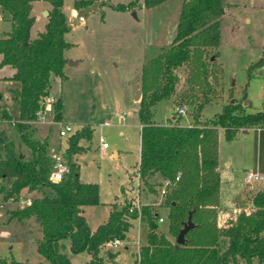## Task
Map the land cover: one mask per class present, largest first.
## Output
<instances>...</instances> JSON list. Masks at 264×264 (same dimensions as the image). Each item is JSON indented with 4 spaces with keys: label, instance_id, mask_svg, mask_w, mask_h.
Listing matches in <instances>:
<instances>
[{
    "label": "trees",
    "instance_id": "trees-1",
    "mask_svg": "<svg viewBox=\"0 0 264 264\" xmlns=\"http://www.w3.org/2000/svg\"><path fill=\"white\" fill-rule=\"evenodd\" d=\"M34 1L0 0V12L11 22L10 29L0 36V65L15 69L11 78L20 83L14 92L20 119L35 116L41 97L50 92L52 76H65L68 60L65 50L72 45L66 38L71 24L63 9L65 0H45L51 5L47 21L36 36H31L35 23ZM162 1L145 0V5L151 7ZM93 2L75 0L73 7L80 12L83 6L89 7ZM115 6L125 8L121 3ZM224 10V0H184L171 44L141 66L138 172L142 183L153 187L152 190L156 186L164 187L161 204L168 207L172 235L177 236L189 216L193 226L185 233V242L178 243L154 227L157 208L142 204L140 215L149 224L147 242L140 245L134 264L264 263L263 190L251 197L252 209L237 210L224 224L218 222L219 129H223L226 139H231L239 129L264 127V107L247 112L240 102L230 100L208 122L197 119L210 94L215 92L211 81L216 79L215 61L206 52L209 47L220 45ZM183 64H188L186 82L190 92L187 95L196 100L194 122L188 125L157 123L152 106L162 98L171 97L179 81L177 68ZM54 108L56 118L61 119L60 97ZM2 119H11L5 109H0ZM14 128L21 132L20 141L12 139L0 125V200H19L24 187L29 191L38 190L40 194L9 210L10 217L35 219L43 233L37 250L49 264H72L61 250L64 238L69 239L73 252L90 253L85 264H102L98 255L100 247L116 236L127 237L139 212L134 201L128 199L120 206L113 204L107 219L94 230L90 228L83 205L100 202L99 184L80 179L76 160V154L83 149L80 139L89 140L92 136L90 125L84 124L67 137L64 159L68 168L58 181L50 177L48 134L40 135L37 127L25 122H18ZM49 130L51 133L50 125ZM22 142L27 151L21 148ZM0 264L28 263L0 257Z\"/></svg>",
    "mask_w": 264,
    "mask_h": 264
},
{
    "label": "rangeland",
    "instance_id": "rangeland-1",
    "mask_svg": "<svg viewBox=\"0 0 264 264\" xmlns=\"http://www.w3.org/2000/svg\"><path fill=\"white\" fill-rule=\"evenodd\" d=\"M74 1L65 0L63 6L71 24L66 38L72 42L65 50V56L78 62L69 64L67 60L65 76H52L50 94L61 98V120L69 122L73 131L84 124L94 128L89 141H85L86 148L78 155L81 179L97 182L100 188V202L86 206L90 227L94 229L106 220L113 204L120 206L125 200L134 201L139 215L133 220L127 237L119 246L105 243L99 251L102 264H133L139 246L147 242L149 224L140 215L142 204L157 208L154 227L175 239L169 228L168 207L161 204V186L152 190L153 187L139 181L136 175L140 126L139 103L133 97V80H140L144 62L171 44L184 0H164L151 7L145 5V0H94L89 7L83 6L80 12L73 7ZM117 3L124 4L125 8H115ZM46 7L49 9L51 5L48 3ZM224 9L220 45L209 47L206 52L207 57L211 55V60L215 61L213 73L216 81L211 79L215 92L210 94V100L197 116L203 123L214 118L230 101L231 87L233 101L240 102L243 110L251 112L264 107V0H224ZM44 17L47 19L43 11L39 13L40 20L32 26L31 36H36L38 29L44 28L41 25ZM10 27L11 22L2 16L0 36ZM177 71L179 81L171 97L162 98L152 106L153 119L157 123L166 124L174 120L180 124L194 122L196 100L187 95L190 92L186 82L188 64L181 65ZM9 74V67L0 69V108L4 106L11 119L19 120L14 92L20 83L17 79L8 78ZM198 96L201 98L202 94ZM182 102L188 103V111L178 115L176 106ZM122 113H125L124 119ZM174 115L175 119L172 118ZM0 125L10 135L17 132L16 125L9 120H0ZM36 130L40 135L48 134L50 146L58 149L60 143L61 148L65 147L66 136L58 135L57 125H53L51 133L47 126ZM220 131L222 157H233L236 162L240 154L250 158L252 168H255L256 131L251 128L247 134L240 132L231 139L225 138L222 128ZM101 135L108 146L93 148V144L100 145ZM21 148L27 151L24 142ZM113 150L119 153L116 157ZM260 161L264 165V141ZM260 168L264 173V168ZM245 172L243 168L234 166L228 174H221L220 219H230L240 209H252L251 197L258 190L264 191V179L247 182ZM32 191H29V196L40 194L38 190ZM27 194L21 192L19 200H0V257L28 264H49V260L37 250L43 233L35 219L10 217L9 210L23 205L22 200ZM237 206L239 208L235 210ZM159 215L163 216V221L158 220ZM61 242V250L70 257L72 264H84L88 260L90 255L86 250L74 253L69 239L64 238Z\"/></svg>",
    "mask_w": 264,
    "mask_h": 264
},
{
    "label": "built area",
    "instance_id": "built-area-1",
    "mask_svg": "<svg viewBox=\"0 0 264 264\" xmlns=\"http://www.w3.org/2000/svg\"><path fill=\"white\" fill-rule=\"evenodd\" d=\"M2 17V13L0 12V18ZM83 18L82 16H80ZM57 96L51 95L50 92L48 94H45L40 99V107L36 111V114L31 119H19V120H13L9 119L12 125H16L18 122H25L29 123L33 126L36 125H57L58 126V135L60 137L62 136H68L70 133H72L73 128L72 125L69 122L62 121L61 119L56 118V109L54 108V104L57 101ZM177 114L182 115L186 114L188 111V103L182 102L181 104H178L177 106ZM125 116V113L121 114V117L123 118ZM100 146L105 148L108 146V143L104 136L99 137ZM49 157L52 161V168L50 171V177L54 181H58L64 173L67 171V163L65 162L63 153L56 148H51L49 150ZM137 178L140 181V173L138 172L137 168ZM262 176L258 171H247L244 175V179L248 182L253 179H259ZM162 194L165 193L164 187L161 189ZM25 202V200H22ZM2 205V204H1ZM159 221H162L164 218L163 216L158 217ZM121 237H114L110 240H108L106 243L110 246H119L122 243Z\"/></svg>",
    "mask_w": 264,
    "mask_h": 264
},
{
    "label": "crops",
    "instance_id": "crops-1",
    "mask_svg": "<svg viewBox=\"0 0 264 264\" xmlns=\"http://www.w3.org/2000/svg\"><path fill=\"white\" fill-rule=\"evenodd\" d=\"M47 4H48V2L47 1H45V0H36V1H34V3H33V9H32V13L35 15V23L37 22V21H39L40 19H39V13H41L45 8H47L46 6H47ZM40 6H42L41 8H40ZM45 19H44V24H41L42 25V27L45 25V23H46V21H47V19H46V17H44ZM34 23V24H35ZM39 31L41 30V29H38ZM33 37V36H32ZM0 59H1V55H0ZM6 67H9L10 68V74L8 75V78H10L11 76H12V74L14 73V71H15V69L12 67V66H10V65H0V69H4V68H6ZM4 74H2L1 76H3ZM3 77H7V75H4ZM140 82V80L138 79V83ZM19 88V87H18ZM17 89V88H16ZM264 105V104H263ZM1 106V105H0ZM0 109H5V110H7L4 106L3 107H1ZM258 110V109H257ZM8 111V110H7ZM125 118V116L122 118V119H124ZM172 118L173 119H175L176 118V116L174 115V116H172ZM173 123H179L177 120H174V121H170V122H168V123H166V124H173ZM180 124V123H179ZM190 124V123H189ZM188 125V124H187ZM36 126H39V127H37V128H41L42 126H47V127H49V125H36ZM35 126V127H36ZM139 126H140V134H141V127H142V123H140V121H139ZM53 126H51L50 125V128H52ZM90 127H91V130H92V134H93V127L90 125ZM254 129L255 131H256V133H257V136H258V141H257V144H256V147H255V155H256V162H255V168H252V164H253V162H252V160H250V158L249 159H247L246 157H243V156H241L240 154H239V157H240V159L238 158L237 159V161L235 162L234 161V158L233 157H227V156H224V157H222V155H221V152H220V141H221V131L219 132V160H220V170H221V174L223 175L224 173H227L228 174V172L229 171H231V168H233L234 166H237V167H240V168H243L244 169V171H250V170H254V171H258L259 173H260V175L262 176L261 178H259V179H264V173L261 171V168L260 167H262V168H264V165H263V163L260 161V151H261V144H262V142L264 141V127H259V126H253V127H249V128H245V129H239L237 132H236V136H238V134L240 133V132H243V133H248V131L250 130V129ZM80 129V128H79ZM76 130H78V129H76ZM75 130V131H76ZM75 131H72V133H74ZM120 132H122V130H120ZM72 133H70V134H72ZM69 134V135H70ZM68 135V136H69ZM68 136H66V145H65V147L64 148H61L60 146H61V144L59 143V147H58V149L63 153V156H64V154H65V151H66V148H67V145H68V143H67V137ZM236 136H234V137H236ZM12 139H14L15 141H19L20 139H21V132L20 131H18L17 130V132L16 133H14L13 135H12ZM85 141H89L88 139H85V138H81L80 139V144L82 145V147H83V149L81 150V152L86 148V146H85ZM97 146H99V147H101L100 145H96V144H93L92 145V147L94 148V147H97ZM51 148H54L53 146H50V149ZM101 148H103V147H101ZM81 152H79V153H77L76 154V160H77V162L79 163V161H78V155L81 153ZM113 156L114 157H116L119 153H118V151L117 150H113ZM247 152V151H246ZM139 160H140V149H139ZM79 167H80V164H79ZM245 172V173H246ZM79 176H80V171H79ZM80 179H81V176H80ZM82 180V179H81ZM85 181V180H84ZM91 182H93V181H91ZM156 187H158V186H156ZM100 189V188H99ZM21 192H28V196H25L24 197V199L23 200H27L30 196V192H33V191H30L29 192V190L26 188V187H24L23 189H22V191ZM243 196H244V194H242ZM23 203H25V202H23ZM89 204H86V205H83V214H84V216H85V218H86V213H85V211H86V206H88ZM239 208V206H237L236 208H235V210L236 209H238ZM111 209V208H110ZM110 209H109V212H110ZM221 209V207H220V204L218 205V222L220 223V222H226L229 218H222V219H220L219 218V215H220V210ZM234 214H235V212H234ZM108 215H109V213H108ZM159 216H162V215H159ZM158 216V217H159ZM86 220H87V218H86ZM159 220V219H158ZM164 220V219H163ZM162 220V221H163ZM105 221V220H104ZM103 221V222H104ZM88 222V221H87ZM102 223V222H101ZM89 224V223H88ZM221 224V223H220ZM99 225V224H98ZM97 225V226H98ZM90 226V225H89ZM96 226V227H97ZM91 228V227H90ZM92 230H94L93 228H91ZM170 238V237H169ZM104 245V244H103ZM102 245V246H103ZM101 246V247H102ZM100 247V248H101ZM126 247V246H125ZM139 248H140V246H139ZM138 248V249H139ZM100 251V250H99ZM139 251V250H138ZM88 252V251H87ZM74 253H76V252H74ZM89 253V252H88ZM138 253V252H137ZM111 255H113V253H110ZM89 255H90V253H89ZM99 255V254H98ZM91 257V255L89 256V258ZM99 257H101L100 255H99ZM89 258H88V260H89ZM87 260V261H88ZM135 260V259H134ZM86 261V262H87ZM85 262V263H86ZM84 263V264H85ZM133 264H134V261H133Z\"/></svg>",
    "mask_w": 264,
    "mask_h": 264
},
{
    "label": "water",
    "instance_id": "water-1",
    "mask_svg": "<svg viewBox=\"0 0 264 264\" xmlns=\"http://www.w3.org/2000/svg\"><path fill=\"white\" fill-rule=\"evenodd\" d=\"M48 9L43 10V15H48ZM78 60L68 59L69 64L77 63ZM133 93H134V99L138 101L141 97V89L140 85L138 83L137 78L133 80ZM229 98L231 101H233V87H231L229 92ZM193 226V221L191 220V217L189 216L187 221L183 224L182 228L179 230L177 236L175 237L176 242L178 243H184L185 242V233Z\"/></svg>",
    "mask_w": 264,
    "mask_h": 264
}]
</instances>
